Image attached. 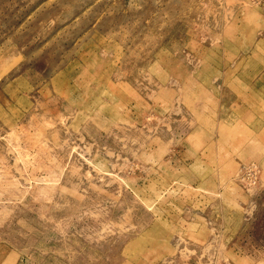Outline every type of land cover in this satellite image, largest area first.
Masks as SVG:
<instances>
[{"label": "rangeland", "instance_id": "rangeland-1", "mask_svg": "<svg viewBox=\"0 0 264 264\" xmlns=\"http://www.w3.org/2000/svg\"><path fill=\"white\" fill-rule=\"evenodd\" d=\"M219 199L234 244L179 258ZM5 255L264 264V0H0Z\"/></svg>", "mask_w": 264, "mask_h": 264}, {"label": "crops", "instance_id": "crops-1", "mask_svg": "<svg viewBox=\"0 0 264 264\" xmlns=\"http://www.w3.org/2000/svg\"><path fill=\"white\" fill-rule=\"evenodd\" d=\"M221 200L222 199L218 200L219 203H214L217 204V206H215L214 209L211 211V220L209 218L207 220L206 218L209 215L207 213L211 210L210 205L206 207V209H204L203 211L198 210L196 212H187L190 220L184 221L183 223L188 224V226L196 225L200 221V218H204L207 222V225H205L201 229V226L197 224L196 234L193 236L182 235L183 237L178 240L179 258L185 255H194L195 253H197V250L198 252H200V254H202L206 250H211L212 252L210 251L208 253L209 255L206 254V256H210L211 259H213L215 257L214 251L216 252L218 248H227L231 247V245L234 244L230 240L232 239V233L236 232V228L235 226H232L231 228L229 224H226L224 222V216L227 212L224 211L225 209L221 205ZM231 208H235V206L230 207V209ZM234 215H237V213ZM182 228L184 229V227ZM196 257L197 259H199V256L196 255ZM19 261L20 259L15 255H5L4 257L0 256V264H18Z\"/></svg>", "mask_w": 264, "mask_h": 264}, {"label": "built area", "instance_id": "built-area-1", "mask_svg": "<svg viewBox=\"0 0 264 264\" xmlns=\"http://www.w3.org/2000/svg\"><path fill=\"white\" fill-rule=\"evenodd\" d=\"M258 178L257 166L249 163L241 168L239 180L244 186L250 187L256 184Z\"/></svg>", "mask_w": 264, "mask_h": 264}]
</instances>
